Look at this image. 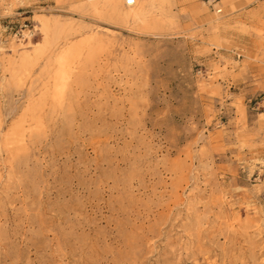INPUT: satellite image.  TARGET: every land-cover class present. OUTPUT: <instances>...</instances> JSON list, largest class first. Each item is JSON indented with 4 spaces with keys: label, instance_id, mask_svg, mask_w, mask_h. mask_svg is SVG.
<instances>
[{
    "label": "rangeland",
    "instance_id": "rangeland-1",
    "mask_svg": "<svg viewBox=\"0 0 264 264\" xmlns=\"http://www.w3.org/2000/svg\"><path fill=\"white\" fill-rule=\"evenodd\" d=\"M0 264H264V0H0Z\"/></svg>",
    "mask_w": 264,
    "mask_h": 264
},
{
    "label": "built area",
    "instance_id": "built-area-1",
    "mask_svg": "<svg viewBox=\"0 0 264 264\" xmlns=\"http://www.w3.org/2000/svg\"><path fill=\"white\" fill-rule=\"evenodd\" d=\"M135 1L134 0H125V5L127 6H132L134 5Z\"/></svg>",
    "mask_w": 264,
    "mask_h": 264
},
{
    "label": "bare ground",
    "instance_id": "bare-ground-1",
    "mask_svg": "<svg viewBox=\"0 0 264 264\" xmlns=\"http://www.w3.org/2000/svg\"><path fill=\"white\" fill-rule=\"evenodd\" d=\"M135 1V0H134ZM135 4V3H134ZM133 6V5H132Z\"/></svg>",
    "mask_w": 264,
    "mask_h": 264
}]
</instances>
